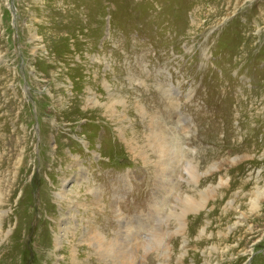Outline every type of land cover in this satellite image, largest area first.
<instances>
[{
	"label": "rangeland",
	"instance_id": "1",
	"mask_svg": "<svg viewBox=\"0 0 264 264\" xmlns=\"http://www.w3.org/2000/svg\"><path fill=\"white\" fill-rule=\"evenodd\" d=\"M120 215L264 264V0H0V264H113Z\"/></svg>",
	"mask_w": 264,
	"mask_h": 264
},
{
	"label": "bare ground",
	"instance_id": "2",
	"mask_svg": "<svg viewBox=\"0 0 264 264\" xmlns=\"http://www.w3.org/2000/svg\"><path fill=\"white\" fill-rule=\"evenodd\" d=\"M73 156H75V155H73ZM74 162L76 164H78V165L80 164L79 166H80L81 170H85L86 169L85 166L81 164L80 160L77 157H76ZM161 175H163V174H161ZM63 190L64 189H62V191ZM94 192H96V191H94ZM186 197H187L186 205L189 206L190 203L192 202V200H191L192 197L191 198H190V196H186ZM71 201L72 202H70V203H72L73 205L68 207V208L69 209H75V207L78 204H77V202L75 200H71ZM108 207H109V204L105 207V211L108 210ZM118 219L121 220L120 224H119V227L114 230V235H112V237L108 238L107 241H106V239L104 237L105 242H104V245L102 247H106V248H101V249H107L108 251H110L109 253L120 251V254H117V252H116V254L115 253L113 254V256H114V257H112V259H114V260H112L113 264H141V259H135L134 258V256H135L134 254L136 253L139 245L141 244V235H143V234H141V220H139L140 224L137 223V226L131 228L130 227V223L128 221L125 222L123 220V218L121 217V215L119 216ZM62 222L65 224L64 225L65 226L64 230L65 231L69 230L70 221H69L68 217L67 218H63ZM118 223H119V221H118ZM158 235H159V233H158ZM143 238H144V236H143ZM97 244H98L99 247H100V245H102L101 242L97 243Z\"/></svg>",
	"mask_w": 264,
	"mask_h": 264
}]
</instances>
